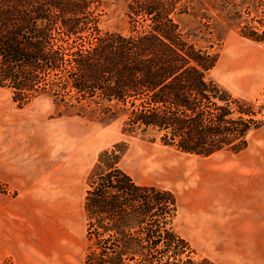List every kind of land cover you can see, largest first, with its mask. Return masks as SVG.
Returning <instances> with one entry per match:
<instances>
[{"label": "trees", "instance_id": "16d2710c", "mask_svg": "<svg viewBox=\"0 0 264 264\" xmlns=\"http://www.w3.org/2000/svg\"><path fill=\"white\" fill-rule=\"evenodd\" d=\"M124 1L128 35L102 29L105 0H0V88L22 108L48 96L77 116L124 119V134L184 154L247 150L264 128V106L211 78L219 54L199 47L202 32L182 21L201 15L202 2ZM247 37L264 42V33ZM126 151L120 143L102 152L88 176L83 264H214L175 231V194L119 167Z\"/></svg>", "mask_w": 264, "mask_h": 264}, {"label": "rangeland", "instance_id": "374dc122", "mask_svg": "<svg viewBox=\"0 0 264 264\" xmlns=\"http://www.w3.org/2000/svg\"><path fill=\"white\" fill-rule=\"evenodd\" d=\"M105 2L102 29L128 35L126 2ZM200 2L205 19L201 14L182 21L187 30L202 32L199 47L219 54L211 78L264 106V42L247 37L264 33V7H256L257 0ZM123 128L124 119L77 116L48 96L22 108L0 88V222L10 219L17 237L0 264H83L87 178L100 154L120 143L127 151L119 167L138 184L175 194L174 229L198 256L214 264H264V128L250 135L244 152L209 158L124 134ZM194 172L200 181L189 184L185 178ZM8 206L14 215H4Z\"/></svg>", "mask_w": 264, "mask_h": 264}, {"label": "crops", "instance_id": "0c3cea01", "mask_svg": "<svg viewBox=\"0 0 264 264\" xmlns=\"http://www.w3.org/2000/svg\"><path fill=\"white\" fill-rule=\"evenodd\" d=\"M88 180V178H87ZM87 192V190H86ZM85 197H86V193H85ZM84 202H85V198H84ZM85 211V210H84ZM4 215H8V216H12L15 213H13L12 208L10 206H8V208H4ZM86 215V213H85ZM11 220L10 219H2L0 222V228L2 230V232L0 233L1 238H0V259L2 257L6 258H10V254L12 253V243L15 242L16 240V235L14 236V233L12 234V231L14 229L13 223H10ZM8 262V261H6ZM5 262V263H6ZM4 262L2 264H5Z\"/></svg>", "mask_w": 264, "mask_h": 264}, {"label": "bare ground", "instance_id": "6f19581e", "mask_svg": "<svg viewBox=\"0 0 264 264\" xmlns=\"http://www.w3.org/2000/svg\"><path fill=\"white\" fill-rule=\"evenodd\" d=\"M181 173V172H180ZM183 173V172H182ZM185 173V172H184ZM199 176L197 175V173H192V174H190L189 176H186V178L185 179H187L188 180V183L189 184H197L199 181H200V179L198 178Z\"/></svg>", "mask_w": 264, "mask_h": 264}]
</instances>
